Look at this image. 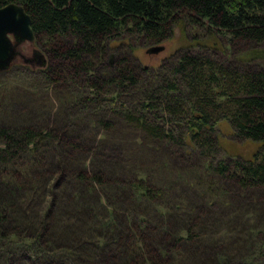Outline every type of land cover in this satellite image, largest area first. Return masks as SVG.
Instances as JSON below:
<instances>
[{
    "label": "trees",
    "instance_id": "1",
    "mask_svg": "<svg viewBox=\"0 0 264 264\" xmlns=\"http://www.w3.org/2000/svg\"><path fill=\"white\" fill-rule=\"evenodd\" d=\"M11 4L29 16L43 55L38 67L11 70L27 87L58 94V105L42 127L0 122V175L30 158L22 172L46 186V171L35 167L50 148L63 164L69 217L97 228L108 239L102 248L126 250L127 264H165L182 252L200 264L227 260L196 247V233L227 218L215 209L219 201L230 207L264 189V0H0V8ZM177 28L183 49L158 66L140 64L142 49L169 40ZM221 122L234 138L257 144L251 158L223 155ZM126 134L138 144L121 163L100 153ZM30 188L38 196L37 186ZM27 189L0 182V262L83 263L79 246L54 260L45 257L40 234L25 236L22 226L20 237L7 202ZM249 234L250 252L238 253V264L264 260L259 232ZM18 243L19 253L12 251ZM27 248L32 256L22 252Z\"/></svg>",
    "mask_w": 264,
    "mask_h": 264
},
{
    "label": "rangeland",
    "instance_id": "2",
    "mask_svg": "<svg viewBox=\"0 0 264 264\" xmlns=\"http://www.w3.org/2000/svg\"><path fill=\"white\" fill-rule=\"evenodd\" d=\"M191 33H194V31ZM186 45L187 41L183 38L180 29L177 28L169 40L151 46L148 49H142L137 54V57L139 58L140 64L143 66L155 67L158 66L162 60L175 54ZM155 46H163L164 50L158 54L148 53V50ZM15 51L21 56H17L6 64L3 67V75H0V122H3L5 118H11L14 119L13 123L15 122L16 124L24 123L27 125L31 124V126L42 127L43 124L40 120L49 117V113L53 116L56 112L58 94H53L51 92L47 94L43 92L39 93L33 90L31 88L32 86L27 87L23 80L16 79L13 73L15 68L11 70V66L13 67L18 64L38 67L42 62L40 57L42 53L38 43L33 39L31 43L25 42L18 45ZM34 53L38 55L36 59H34ZM9 70H11V72L5 74V72ZM218 127L219 144L223 155L249 159L257 151L258 146L256 143L241 141L234 138L227 123L221 122ZM126 137L123 140H119V142L122 141L123 144L119 143L115 147V143H110V145L102 149L100 153L105 157L109 156V158H112V162L115 164L121 163V160L124 159L126 155L125 153H128L127 150H134L136 148L135 146L138 144L137 141L133 142V136L126 134ZM88 144L91 145L90 141ZM40 154V166L35 167V170L39 173H42L43 170L46 171L44 174L45 178L43 179L47 182L46 186L42 185V182L38 184L35 183V181H37L35 179L38 177L31 176L29 179L22 172L31 165L30 163L32 161L30 158L14 162L10 168L1 170L0 182L9 181L11 179L17 181V183L23 184L24 187H28L27 190L20 192L19 195L10 200L9 203L7 202L8 219L11 221L14 228L18 226L15 229L17 232H21L19 233L20 237L23 236L22 226L25 227V236L31 235L34 237L35 235L37 237V235L40 234L45 257L50 256L53 259L58 258V254L63 252L67 253L68 249L79 246L85 254V261L83 260V263L80 261H73L72 263L74 264H91V257L97 254H103L104 256V262L101 264H127L126 250H118L114 245H109L110 248H102V243H106L108 239L104 237L97 228L89 230V227L84 225L81 219L76 218L77 216L69 217L68 213L70 207L67 206L72 202H70L68 198H64L62 193L66 188L64 186L67 183V179L65 176H62L63 171L58 167L61 165L63 166V164L60 165L58 163V155L52 152L50 148H44L43 152ZM10 171L14 173L13 176H11ZM105 172L109 175L108 171ZM34 185L37 186L36 190L38 191V196L36 197H33L31 191H29L32 189L30 187H34ZM180 194H184L183 191H180ZM237 201V204L232 203L230 207H225L219 201L215 209L217 211H222V218H227L223 219V223L219 225L214 224L213 227L208 226L210 228H206L202 231L197 230L196 233L198 237V240L195 242L196 247H211L217 254L228 255L227 260L225 259L223 262L217 264H238L240 260L238 259V253L245 255L250 252L249 240L251 235L249 232L253 228L259 232L257 235L258 240L261 242L264 241V189L258 190L255 193L252 192L246 199L241 201L238 199ZM235 217L238 218L235 219ZM240 218L241 220H238ZM204 219L205 217L202 216L201 221ZM234 219L236 221H233ZM238 222H243L246 227H240ZM27 223H29V225ZM155 225L158 227V232L164 229V225L161 226L157 223H155ZM22 238H24V236ZM19 249L20 245L18 243L16 248L12 251L18 252ZM22 252L28 256H32V252H30L28 248ZM69 252H71V250H68L67 254H69ZM186 255L187 253L182 252L179 259H174L172 262L170 261L165 264H200L198 263L199 260L185 259ZM70 257L72 258V256ZM0 263L3 264L2 262ZM48 263L52 264L50 261ZM130 263H132V261ZM254 264H264V260L262 262L256 261Z\"/></svg>",
    "mask_w": 264,
    "mask_h": 264
},
{
    "label": "water",
    "instance_id": "3",
    "mask_svg": "<svg viewBox=\"0 0 264 264\" xmlns=\"http://www.w3.org/2000/svg\"><path fill=\"white\" fill-rule=\"evenodd\" d=\"M10 36L22 42L34 39L29 16L21 6L15 4L0 8V69L9 63L14 54ZM163 50V46H155L148 53L158 54Z\"/></svg>",
    "mask_w": 264,
    "mask_h": 264
},
{
    "label": "flooded vegetation",
    "instance_id": "4",
    "mask_svg": "<svg viewBox=\"0 0 264 264\" xmlns=\"http://www.w3.org/2000/svg\"><path fill=\"white\" fill-rule=\"evenodd\" d=\"M9 39H10V41H11V43H12V46H14V54H13V57L10 59V61H12L14 58H16L17 56H21L18 52H16L15 50H16V47L18 46V45H20V44H23V43H25V42H29V43H31L30 41H17V40H15L14 39V37L13 36H10L9 37ZM38 55L37 54H35L34 53V59H36V57H37ZM9 61V62H10Z\"/></svg>",
    "mask_w": 264,
    "mask_h": 264
}]
</instances>
